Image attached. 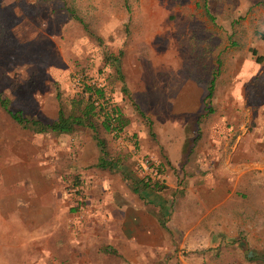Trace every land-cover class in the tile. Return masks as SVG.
Instances as JSON below:
<instances>
[{"label":"rangeland","instance_id":"374dc122","mask_svg":"<svg viewBox=\"0 0 264 264\" xmlns=\"http://www.w3.org/2000/svg\"><path fill=\"white\" fill-rule=\"evenodd\" d=\"M263 15L264 0H0L7 107L51 121L57 92L67 110L82 83L99 84L127 143L162 168L159 203L144 202L130 191L139 178L125 140L97 128L115 162L100 168L88 129L33 134L0 108V207L13 204L0 214V264H264V180L206 153L219 124L223 140L236 137L222 119L237 110L224 61ZM119 52L120 78L106 59Z\"/></svg>","mask_w":264,"mask_h":264},{"label":"crops","instance_id":"0c3cea01","mask_svg":"<svg viewBox=\"0 0 264 264\" xmlns=\"http://www.w3.org/2000/svg\"><path fill=\"white\" fill-rule=\"evenodd\" d=\"M261 20L263 22L258 19V16H255L254 22L258 26L241 39L239 52L236 51L232 58L224 61V70L226 68L229 70L230 65H232V85L230 89L232 104L237 110L236 115L234 113V115L228 114L222 119L233 122V135H236V137L229 142L223 140L225 137L224 130L219 124L220 126L216 127L222 135L218 137L210 136L214 144L212 145L207 141L206 153L213 154V156H210L211 158L216 156L215 159L218 162H223L234 173H239L238 175L249 174L252 178H262L264 180V15ZM233 135L231 134V136ZM229 139H231L230 136ZM209 162H212V159H206V164ZM251 183H254V181ZM260 183L263 184V181ZM132 193L135 198L144 202L146 200L159 203L161 199L156 191L149 188L140 187V197L136 193ZM12 205L9 201L7 208L12 207ZM7 208L2 209L0 207V214ZM16 209L22 212L23 222L26 225L30 224L31 220L33 221L34 214L31 208L23 206ZM134 211V216L145 217V212L139 209L138 204ZM160 219L162 218H157L156 223L157 227L162 229L159 224ZM165 227L168 231L162 230L165 233L169 232L166 225ZM143 228L144 226L141 225L137 229L142 237L149 230ZM259 257V261L264 263V256Z\"/></svg>","mask_w":264,"mask_h":264},{"label":"trees","instance_id":"16d2710c","mask_svg":"<svg viewBox=\"0 0 264 264\" xmlns=\"http://www.w3.org/2000/svg\"><path fill=\"white\" fill-rule=\"evenodd\" d=\"M205 14L211 18L209 15L207 8L203 6ZM76 18V16H74ZM78 19V18H77ZM91 35V33H88ZM121 53L119 52L117 56H112L110 54L106 55V59L109 65L113 66L114 72H116L118 77L119 74V58ZM217 71H214L211 79L208 82L206 88L205 102L204 108H207V111L210 112L209 103L211 99V95L213 92V81L214 76ZM122 93H126L124 87H122ZM95 95L98 98H104L102 104H108L111 106L109 110H103V106H95L92 103V96ZM105 92H103L99 87L91 86L89 84H81L79 91L75 96L71 98L69 101L68 109L66 110L62 103L60 102V94L56 93V99L58 100V106L56 110V114L54 119L51 121H40L38 119H33L26 117L21 114L20 111H12L7 107V100L0 95V108L8 115V117L19 127L28 129L33 134H43V133H52V134H69L76 130L77 128H86L91 132V138L94 140L95 145L98 147L100 152V156L98 157L97 166L100 168H112L114 166V161H109L106 158V150L103 138H101L97 133V128L100 127L105 132H110L109 127V116L112 115L115 118V125L119 129H123V127L127 124L125 120H123V116L120 113L119 109L112 105L111 99L105 96ZM132 108L136 111L137 107L133 102H130ZM138 114L143 117L142 112L138 111ZM96 121L98 123H96ZM159 168L158 172L161 175V165L158 163ZM122 177L128 178L127 174L120 173ZM149 188L151 190H157L160 187L158 186V181H148L143 182L139 180H130V190L139 195V188ZM159 224L163 230L168 231L165 227L164 220L160 219Z\"/></svg>","mask_w":264,"mask_h":264},{"label":"built area","instance_id":"2783aa9c","mask_svg":"<svg viewBox=\"0 0 264 264\" xmlns=\"http://www.w3.org/2000/svg\"><path fill=\"white\" fill-rule=\"evenodd\" d=\"M96 87H99L103 92H105L104 86L98 84ZM103 99L104 98H98L97 96L93 95L92 103L95 106H103L104 108L103 110H109L111 106H109L108 104L107 105L102 104ZM109 118H110L109 120L110 134L120 142L125 140L126 144H128L129 153L132 157V161L134 164V170L138 178L143 182L154 181V180L159 181L160 173L158 172V168H159L158 162L155 159L146 156L139 149H137L133 141H129L127 143L128 138L124 133L123 129H119L116 127L114 116L110 115Z\"/></svg>","mask_w":264,"mask_h":264}]
</instances>
